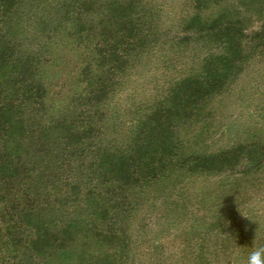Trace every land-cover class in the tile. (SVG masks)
Here are the masks:
<instances>
[{
  "label": "trees",
  "instance_id": "1",
  "mask_svg": "<svg viewBox=\"0 0 264 264\" xmlns=\"http://www.w3.org/2000/svg\"><path fill=\"white\" fill-rule=\"evenodd\" d=\"M35 1L24 0L22 16L15 17L18 7L13 13L8 8L17 6V0H0V11L11 12V20L15 19L10 21L11 30L28 35L29 29L35 31L37 26L41 31V25L51 24L48 16L34 15ZM64 1L69 5V0ZM160 7L146 0L139 3L131 20L125 15L130 25L123 31L128 37L120 41L126 46L117 48L114 56L125 66H135L137 59L140 63L144 58L152 63L140 54L153 35L163 34ZM63 18L72 19L67 14ZM221 18L218 15L210 22L214 28L222 26ZM177 21L176 26L186 31L211 37L206 28L211 25L197 11L179 14ZM213 35L222 43L229 38L227 29ZM6 37H0V242L8 255L4 260L23 264L26 252L29 263L25 259V264H128L136 256L141 259L133 233L135 220L141 218L140 230H149L148 221L167 222L168 217L159 212L153 217L148 209H158L163 202L161 211L168 215L183 191L193 198L181 202L185 212L176 219L177 237L186 243L183 247L194 250L173 251L172 256H179L175 264H247L249 254L264 246V224L255 235V222L250 219H264V139L244 138L235 146L213 151L209 144L203 149L198 146L199 130L186 134L191 122L201 125L193 120L195 115L226 91L218 90L222 84L214 79L227 75H210L208 58L203 56L199 68H190L199 70L195 74L181 76L166 89L150 91L152 97L145 104L122 106L118 105L123 101L121 88L112 83L118 76L127 82L138 74L106 70V76L92 74V79L86 77L90 68L86 64L81 71L86 93L73 96L61 112L54 113L41 59L46 54L33 58L29 53L30 60L25 61L28 55L19 45L17 55L7 59L1 42L8 44ZM51 41L53 37L48 47ZM157 41L161 46L165 43L162 38ZM28 43L32 53L44 50L42 42L27 39L24 46ZM170 43L176 46L177 40ZM129 49L136 52L128 54ZM114 57L100 59L101 65ZM209 174L213 177L208 178ZM98 249L103 257L97 255Z\"/></svg>",
  "mask_w": 264,
  "mask_h": 264
},
{
  "label": "rangeland",
  "instance_id": "2",
  "mask_svg": "<svg viewBox=\"0 0 264 264\" xmlns=\"http://www.w3.org/2000/svg\"><path fill=\"white\" fill-rule=\"evenodd\" d=\"M23 1L17 0V6L8 8L13 13L18 7L16 12L19 15L16 14L15 17L22 16L21 13L24 10L20 8V4ZM145 1L84 0L79 3L69 0V5H67L64 0H36L34 15L48 16L51 24L41 25V31L37 26L35 31L29 29L34 36L29 35L30 33L24 35L25 33L22 32L17 34L11 30L10 21H15V19L11 20L13 14L7 13L6 10L4 13L0 11V37L5 34L7 36L5 40L8 42L6 44L5 41H1L3 49L8 55L7 59L13 58L9 55H17L19 45L24 49V54L28 55L25 61L30 60L29 53L33 58H38L39 54H46L45 58L41 59L44 60L42 65L46 76V88L49 92L48 102L54 113L61 112L73 96L81 92L83 95L86 93V84L83 81L85 74L81 73L86 64L90 67L86 77H92V79L93 76L98 77L100 74L106 76V70H128L138 74L137 77L131 76L127 82L119 81L120 76H118L112 83V87L121 88L123 101L118 105L122 106L129 105V103L137 104V102L145 104V101L152 97L148 95L150 91L166 89L181 76L188 73L195 74L199 70L190 68H199V61L205 56L208 58L207 71L210 75L214 73L227 75L214 79V82L222 84L218 90L226 91L215 96L202 114L195 115L197 117L193 120H199L201 125L198 126L196 122H191L189 125L191 128L186 131V134L190 135L191 129L199 130L198 146L203 149L209 144L213 151L235 146L244 138L264 139V0H203L199 3L195 0H151L161 6L159 8L162 9L160 18L165 20V27L162 35L159 32L153 35L146 49H143L142 53L141 50L138 51L136 55L141 53L142 57H150L152 63L149 64L148 59L144 58L140 63L137 59L135 66H125L120 59L114 57L118 52L117 48L124 50L126 46L125 41H120L128 37L123 31L127 25H130L125 15L128 14L131 20L132 13L139 3ZM111 3L114 4L111 5ZM194 11H197L206 24L211 25L206 27L211 31L210 38H201V32L198 33L193 29L186 31V28L176 26L179 14H190ZM64 14L72 19L63 18L64 20L61 21V16ZM218 15L220 17L222 15V26L214 28V24L210 22ZM56 20H59L60 24L55 23ZM226 29L229 38L222 43L219 41L220 38L213 34L217 30L224 32ZM38 34L41 37H35ZM51 37L53 41L48 47L46 43ZM158 38H162L165 42L163 46L158 43ZM27 39L39 41V44L42 42L45 51L38 50L36 47L33 48L37 50V53L28 51L31 47L29 43L24 46ZM171 40H177L176 46L171 45ZM63 44L67 49L65 51L64 47H61ZM130 47L133 45L131 44ZM126 52L133 54L136 51L129 49ZM108 56L114 57V60L109 62L112 67L106 65L109 63L101 65L100 59L106 60ZM128 56L126 57L129 58ZM22 67H24L23 64ZM8 70L13 69L9 67ZM158 70L159 72L154 75L153 72ZM5 79L9 80L10 77L5 76ZM211 176L213 177L209 174L208 178ZM211 184L214 183L211 182ZM187 192L183 191L181 196H176L174 200L178 205L176 208L171 207L172 211H169L168 215L161 211L165 207L163 202L158 203V209H148V214L153 217L158 212L159 215L168 217L167 222L158 219L155 225L154 222L148 221L149 230L147 228L140 230L138 225L142 224L141 218L135 220L133 233L140 245L141 259L136 256L137 258H131L128 264H175L179 256L176 253L172 256L173 251L194 250V247H183L186 243L183 244L182 240L177 237L180 230L176 229L178 227L177 217L184 215L185 212L181 202L193 198V195L187 196ZM143 211L147 213L146 209ZM201 214L204 215V213ZM254 222L252 231L262 226L264 219L260 220V225L257 221ZM199 233V230H196L197 239L200 238ZM148 240H152L151 243H147ZM154 244L157 247L151 250ZM93 247L97 249V246ZM6 248L0 242V264L12 263V260L8 261L10 258L3 259L8 257ZM95 251L99 257L104 256L101 250ZM27 255H29L28 252L24 253V256L27 257ZM26 257H23V264L29 263ZM25 259L27 260L24 263Z\"/></svg>",
  "mask_w": 264,
  "mask_h": 264
},
{
  "label": "clouds",
  "instance_id": "3",
  "mask_svg": "<svg viewBox=\"0 0 264 264\" xmlns=\"http://www.w3.org/2000/svg\"><path fill=\"white\" fill-rule=\"evenodd\" d=\"M252 206L256 207L257 206V201L253 200L252 201ZM248 217V216H246ZM253 221H257L258 225H260V220L259 218H250ZM259 227V226H258ZM255 229V235L257 233V229ZM247 264H264V246L256 247L248 256V261Z\"/></svg>",
  "mask_w": 264,
  "mask_h": 264
}]
</instances>
